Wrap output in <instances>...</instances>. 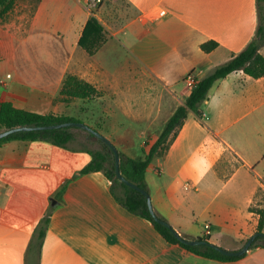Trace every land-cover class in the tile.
Segmentation results:
<instances>
[{"label":"crops","instance_id":"obj_1","mask_svg":"<svg viewBox=\"0 0 264 264\" xmlns=\"http://www.w3.org/2000/svg\"><path fill=\"white\" fill-rule=\"evenodd\" d=\"M89 18L78 0H38L0 17V103L70 117L80 104L82 120L131 158L149 152L185 103L186 76L202 79L243 51L258 25L256 0H103L94 16L102 32L83 36ZM210 41L218 46L202 51ZM60 53L64 74L98 96L64 102L46 87L56 69L42 84L41 62ZM201 110L202 119L188 112L145 181L154 212L180 236H205L209 225L208 242L228 249L257 232L264 208V76L230 73ZM89 161L42 142L0 144V264H24L50 207L40 264H264V247L219 262L168 243L116 202L101 172L80 174Z\"/></svg>","mask_w":264,"mask_h":264},{"label":"trees","instance_id":"obj_2","mask_svg":"<svg viewBox=\"0 0 264 264\" xmlns=\"http://www.w3.org/2000/svg\"><path fill=\"white\" fill-rule=\"evenodd\" d=\"M10 8V0H0V17L8 13ZM257 17L258 25L254 39L243 51L232 55L227 62L215 67L210 74L202 79H197L185 103L179 106L167 120L157 141L143 158H131L117 150L119 155V173L123 179L148 192L145 181V173L148 165L154 160L163 158L168 146L175 137L178 129L182 126L189 111H192L199 119H202L203 114L201 108L208 98L209 91L214 83L235 71H242L252 79H258L264 76V57L259 52L260 48L264 46V0H257ZM88 32H102L101 26L94 17H90L87 21L83 36ZM79 43L81 44V40ZM217 46L218 45L215 42L210 41L202 44L201 49L208 53L214 50ZM59 95L62 96L63 101L65 102L69 100H90L98 96L99 92L93 86L82 81L78 77L68 74L62 81ZM66 122H79L87 125L80 118L70 117L63 114L41 115L17 109L9 102L0 103V132L22 126H47ZM89 127L100 133L99 127ZM75 130L80 133H76ZM81 133H83V135H81ZM14 141L42 142L70 151L87 154L90 157V161L80 171V174L101 172L110 181V192L116 202L129 213L138 216L151 224L152 227L170 244L177 245L203 258L219 262L237 261L242 259L245 255L243 254L239 257H227L215 250L214 246L216 245L189 246L182 244L169 229L153 219L148 211L145 197L138 191L125 185L116 176L112 151L103 142L83 129L77 127H65L44 131L18 132L0 139V144ZM93 145H97L98 148H93ZM51 210L52 208L50 207L35 227L26 248L24 264H40L41 251L48 229ZM258 214L259 223L257 232H262L264 226V210H259ZM155 215L159 219L165 221L156 213ZM201 239L205 241L209 240L206 236H202ZM245 241L234 243L233 245L237 247L240 245L242 246ZM258 247H264V238H256L251 244L249 250Z\"/></svg>","mask_w":264,"mask_h":264},{"label":"water","instance_id":"obj_3","mask_svg":"<svg viewBox=\"0 0 264 264\" xmlns=\"http://www.w3.org/2000/svg\"><path fill=\"white\" fill-rule=\"evenodd\" d=\"M65 127H77L80 129H83L85 131H87L88 133L92 134L95 138H97L98 140H100L101 142H103L113 153L114 156V166H115V173L116 176L127 186L131 187L132 189L138 191L139 193H141L145 199H146V203H147V207H148V211L150 213V215L153 217V219L163 225L164 227H166L167 229H169L173 235L176 237V239H178L182 244L185 245H189V246H202V245H213L208 241L202 240V237L199 238H194V239H189V238H184L182 236H180L176 231H174L171 226L159 219L158 217H156L155 212L152 208V204H151V199H150V195L147 191L140 189L139 187H137L136 185L126 181L125 179H123L119 173V155H118V151L115 148V146L112 144L111 141H109L105 136L101 135L100 133L94 131L92 128H90L89 126L83 124V123H79V122H66V123H62V124H55V125H47V126H22V127H16V128H12L9 130H5L0 132V139L5 138L11 134H15L18 132H31V131H44V130H53V129H60V128H65ZM256 238H264V233L263 232H255L254 234H252L246 241L245 243L234 250H228V249H223L220 248L218 246H214L215 250L217 252H219L220 254L227 256V257H239L242 256L243 254H245L251 244L253 243V241Z\"/></svg>","mask_w":264,"mask_h":264},{"label":"rangeland","instance_id":"obj_4","mask_svg":"<svg viewBox=\"0 0 264 264\" xmlns=\"http://www.w3.org/2000/svg\"><path fill=\"white\" fill-rule=\"evenodd\" d=\"M11 1V8L9 9V12L12 9H24L25 12H29L32 7L34 5H36V3L38 2V0H10ZM256 8H257V0H256ZM54 62H41V73H42V84L44 85V82L47 81L48 79L45 78V74H49L53 72V69H56L55 72L57 73V75L59 74V77L55 78L53 81H50L51 83H48V85L46 87H48L47 89H60L61 88V84L62 81L64 80V78L67 76L66 73L64 74V68H65V61H64V55L63 54H58L54 56ZM33 64V63H30ZM37 64V63H35ZM63 75L61 83L58 85V81L61 79V75ZM57 80V82H56ZM63 100V99H62ZM73 110L72 111H64V113L67 114H73L75 117L82 119L83 116L82 114V107L80 106V104H74L73 106ZM63 110V108H62ZM78 110V111H77ZM86 119V118H85ZM76 133H80L78 131L75 130ZM81 135H83V133H81ZM93 148H98L97 145H93ZM234 171H229L227 170L224 173V177H229L231 176V174ZM262 210H264V208H262ZM241 246V245H240ZM238 246V247H240ZM237 246L231 245L230 248H228V250H234L238 248Z\"/></svg>","mask_w":264,"mask_h":264},{"label":"built area","instance_id":"obj_5","mask_svg":"<svg viewBox=\"0 0 264 264\" xmlns=\"http://www.w3.org/2000/svg\"><path fill=\"white\" fill-rule=\"evenodd\" d=\"M78 2L83 5L84 9L86 10V12L88 13V15L90 17H94L96 15L99 7L103 3V0H78ZM163 14H164V12L160 13V15H163ZM196 81H197V79L192 74H188L186 76L185 83H186L187 89H189L190 92H191L192 88L194 87ZM204 229H205V236L209 235L211 232L210 226L205 225Z\"/></svg>","mask_w":264,"mask_h":264}]
</instances>
